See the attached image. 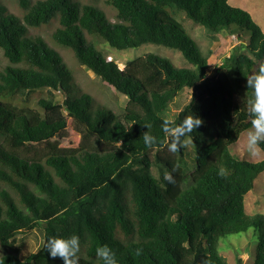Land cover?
Instances as JSON below:
<instances>
[{
  "label": "trees",
  "instance_id": "1",
  "mask_svg": "<svg viewBox=\"0 0 264 264\" xmlns=\"http://www.w3.org/2000/svg\"><path fill=\"white\" fill-rule=\"evenodd\" d=\"M229 2L107 0L112 21L95 5L76 0H17L23 17L0 0V49L8 61L0 70V248L12 247L20 233H44L35 253L25 260L6 254L0 264H63L50 256L46 243L73 235L79 238L78 264H103L97 256L101 246L115 253L118 264H228L220 242L250 228L258 239L253 264H264V219L247 215L245 206L264 160L249 162L231 151L242 134L255 130L248 81L264 68V32ZM179 13L211 33L249 32V41L210 74L208 57L175 18ZM54 21L55 44L71 49L81 66L128 98L121 114L89 93L73 96L72 72L62 54L30 35V29ZM104 44L118 51L162 46L180 52L191 67L145 55L144 67L162 80L164 89H158L136 65L121 70L108 62ZM223 70L228 73L222 76ZM41 91L50 97L39 99L37 109L11 102L30 101ZM58 91L66 95L63 103L55 98ZM186 91L189 103L171 120V106ZM192 116L201 124L184 128ZM69 120L81 128L77 154L30 161L15 152L25 144L63 139ZM147 131L156 138L151 146L144 141ZM174 137L181 160L157 155L156 163L166 167L157 178L152 154ZM188 138L197 151L189 175L183 159ZM258 146L264 152V140Z\"/></svg>",
  "mask_w": 264,
  "mask_h": 264
},
{
  "label": "rangeland",
  "instance_id": "2",
  "mask_svg": "<svg viewBox=\"0 0 264 264\" xmlns=\"http://www.w3.org/2000/svg\"><path fill=\"white\" fill-rule=\"evenodd\" d=\"M10 12L23 17V11L18 6L17 0H2ZM33 2L35 0H32ZM82 4H93L104 11L109 19L114 21V11L107 4V0H76ZM230 5L235 8H241L247 11L253 20L262 28L264 32V0H230ZM175 18L183 24L187 32L196 40L202 53L208 57L210 70L209 73L215 72L226 58H228L235 47L241 44H247L250 33H243L241 37L238 35H230L225 33H211L204 27L194 23L188 19L185 14L179 13ZM58 21H54L49 25L37 29H30L32 37L43 38L51 47L59 51L66 66L70 69L73 76L71 84V91L73 96L77 97L81 93H89L93 96L95 102L100 105H105L117 114H121L128 103V98L118 93L112 86L104 84L92 72L87 71L78 62L74 52L66 47H59L53 40V34L58 28ZM103 52L107 57H112L121 70H127L129 66H135L137 71L145 75L149 82L154 83L158 89H164L161 79H156L152 76V72L144 67L143 58L147 54H156L164 58H168L179 68H190L191 65L185 60L180 52L157 46L147 44L137 49H128L118 51L109 48L107 45L101 46ZM245 53L248 52L245 50ZM8 65V61L3 56L0 49V70ZM128 66V67H127ZM228 73L227 70L222 71V76ZM55 98L63 103L66 95L60 91L54 92ZM50 97L47 91H41L35 94L34 98L27 101L26 97L11 99V102L18 106H29L31 108H38L37 102L41 98ZM190 93L188 91L182 92L177 98L176 102L171 106L168 116L171 120H175L181 110L189 103ZM256 130H251L255 133ZM81 128L77 126L72 120H69L68 128L63 132L62 138H54L46 143L40 145L25 144L22 148L16 149L15 152L22 158L30 161H43L51 155H72L77 154L81 150ZM246 132L241 135L238 143L231 148L234 155L249 162H261L264 160V152L257 145L256 154L253 155L248 150V135ZM261 140H264V134L261 135ZM260 140V141H261ZM259 143V142H258ZM187 149L184 160L189 164L187 175L195 168V160L197 151L191 139L184 142ZM159 155L162 160L169 162H178L181 160L178 151H171L170 146L162 150L155 151L152 154L154 166L152 173L155 177H159L160 169L166 170L164 164L156 163V156ZM167 178L170 177L166 172ZM245 206L247 215L262 216L264 219V172L256 180L254 190L249 192L245 197ZM44 243V233L42 228H37L33 231L23 232L17 235L13 246L10 248H0V257L6 254H19L21 260H25L31 254L35 253ZM258 239L255 236L254 229L250 228L247 232L228 235L220 242V253L226 258L228 264H253L257 249ZM241 262L239 263V261Z\"/></svg>",
  "mask_w": 264,
  "mask_h": 264
},
{
  "label": "clouds",
  "instance_id": "3",
  "mask_svg": "<svg viewBox=\"0 0 264 264\" xmlns=\"http://www.w3.org/2000/svg\"><path fill=\"white\" fill-rule=\"evenodd\" d=\"M248 85L253 90V110L257 114L253 122L256 131L255 133L250 131L248 135V150L255 155L258 142L261 140V135L264 134V68L248 81ZM200 122V119L192 116L191 118H187L186 124L183 127L190 129L195 126L197 128L201 124ZM176 131L183 134L180 128L176 129ZM144 141L146 145L151 146L155 143L156 138L147 131L144 133ZM178 143V137H174L170 150L176 151ZM45 247L52 258H62L63 264H78L79 238L77 236L73 235L68 238L49 237ZM97 256L103 260V264H118L115 253L107 246L99 247L97 249Z\"/></svg>",
  "mask_w": 264,
  "mask_h": 264
},
{
  "label": "built area",
  "instance_id": "4",
  "mask_svg": "<svg viewBox=\"0 0 264 264\" xmlns=\"http://www.w3.org/2000/svg\"><path fill=\"white\" fill-rule=\"evenodd\" d=\"M107 60H108V62H111V61H113V58L112 57H107Z\"/></svg>",
  "mask_w": 264,
  "mask_h": 264
}]
</instances>
